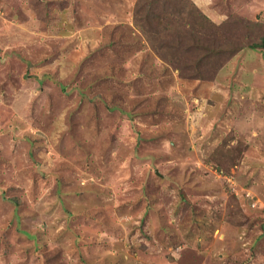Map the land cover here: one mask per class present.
Segmentation results:
<instances>
[{
  "label": "rangeland",
  "instance_id": "obj_1",
  "mask_svg": "<svg viewBox=\"0 0 264 264\" xmlns=\"http://www.w3.org/2000/svg\"><path fill=\"white\" fill-rule=\"evenodd\" d=\"M137 2L0 0V264H264V50L181 78Z\"/></svg>",
  "mask_w": 264,
  "mask_h": 264
},
{
  "label": "trees",
  "instance_id": "obj_2",
  "mask_svg": "<svg viewBox=\"0 0 264 264\" xmlns=\"http://www.w3.org/2000/svg\"><path fill=\"white\" fill-rule=\"evenodd\" d=\"M182 1L184 4L180 5ZM140 9L144 11L145 17L143 21L145 25H141L142 28L153 32L156 28L154 33H160L158 40L163 39V47L170 51L173 60L176 61L175 67L181 72L180 77L184 79L209 81L225 60L232 58L241 50L245 48L264 50V36H259L256 40H246L245 43L235 38L243 27L253 32L263 26L237 15L227 18L222 23H216L191 0H138L136 6L138 21ZM190 15L196 21L193 25L186 21ZM187 27H190V30ZM227 30L234 32L233 39L224 35ZM166 32L171 33L170 38H174L172 40L162 38L161 34ZM195 54L199 55L194 57ZM183 58L187 60L184 63Z\"/></svg>",
  "mask_w": 264,
  "mask_h": 264
},
{
  "label": "crops",
  "instance_id": "obj_3",
  "mask_svg": "<svg viewBox=\"0 0 264 264\" xmlns=\"http://www.w3.org/2000/svg\"><path fill=\"white\" fill-rule=\"evenodd\" d=\"M193 2L214 22L222 23L227 19V16L225 14L218 12L213 7H210V4L204 5L205 3H207L204 0H193Z\"/></svg>",
  "mask_w": 264,
  "mask_h": 264
}]
</instances>
